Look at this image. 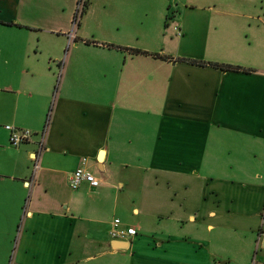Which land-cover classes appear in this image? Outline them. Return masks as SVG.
<instances>
[{
    "label": "crops",
    "instance_id": "1",
    "mask_svg": "<svg viewBox=\"0 0 264 264\" xmlns=\"http://www.w3.org/2000/svg\"><path fill=\"white\" fill-rule=\"evenodd\" d=\"M117 2L104 23L78 0H0V251L15 247L14 264H249L256 239L217 248L201 231L234 217L248 241L264 217V63L224 55L222 38L210 52L223 27L209 19L169 32L171 0ZM7 126L32 140L11 146ZM80 166L106 179L72 190ZM110 214L138 235L113 240Z\"/></svg>",
    "mask_w": 264,
    "mask_h": 264
},
{
    "label": "rangeland",
    "instance_id": "2",
    "mask_svg": "<svg viewBox=\"0 0 264 264\" xmlns=\"http://www.w3.org/2000/svg\"><path fill=\"white\" fill-rule=\"evenodd\" d=\"M168 2L169 1H167V3ZM177 2L178 4L175 3V0H171L172 7H169L166 16L164 15V21L167 22V24L165 25L166 28L169 27V32H177L180 29L178 26V22L183 23V20H188L190 22V20L195 19L196 22H199L209 19L212 20L211 23L218 22L223 27L222 30L215 31L214 29H211L207 33L206 37L209 40L208 43L210 52L214 50V38H222L226 41V50L224 49V51H221L224 52V55L227 56L228 54L231 59H234L240 56L239 52H244V50L249 49L255 52L254 56L261 60L262 63H264V0H186L185 4H183L184 0H178ZM117 3V0H86V4L84 6L85 8H88L90 6L91 8H93L92 11H97L98 13L103 14L100 17L99 21L107 23V17L105 16L109 15L112 5H115ZM119 4H122V0H119ZM85 8L79 7L78 0V9L82 11ZM84 12H87V10ZM246 13H249L251 17L244 18V14ZM79 16L80 18L78 20V23L80 22L82 17L81 15ZM153 28L157 29L158 26H155ZM241 43L244 44L242 45L243 48L240 47ZM262 67L264 68V65ZM257 174H259L258 177L262 176L261 180L263 179L262 183L264 184V171L261 170L254 175ZM95 175H97V178L99 179H106V176L100 175L98 173H95ZM108 181L112 184L111 187L112 190H114L117 182H115L114 179ZM260 182L261 181H258L257 183ZM123 191L127 192V189H124ZM262 194L264 195V193ZM220 207L223 208V206ZM250 207L252 208L249 209V211L252 212V210H254L257 205L256 203H254L250 205L249 208ZM262 207H264V202ZM246 216L248 226H252V216ZM130 217L133 219L135 218V216L132 214H130ZM113 219L114 218L112 214L108 215L105 218L107 222L111 221V223L113 222ZM237 221V218L232 217L227 226H215L212 230L203 228L201 232L204 234V240H210L212 247L215 243L225 242V245L217 247L222 248L229 247V244L234 245L237 243L240 245L249 246L250 244H252L251 240L256 239L258 241V244H255V248L251 252L249 264H264V234L260 235V231H263L264 233V217H259L258 226L255 230L248 231V241H244L243 238L240 237L244 229L239 225V222ZM134 225V227L137 228V225ZM191 226L192 225H188L187 230L191 228ZM107 229H111L110 226ZM222 250L217 251V254L224 255L222 254ZM15 255V247H13L10 252L0 251V264H14ZM227 255L228 254L225 252V257H227ZM116 259L117 262H119L117 264H129L130 262L126 257L123 256H120ZM110 260L112 261L115 259H106V261ZM101 261L102 259H99L98 262L100 263Z\"/></svg>",
    "mask_w": 264,
    "mask_h": 264
},
{
    "label": "built area",
    "instance_id": "3",
    "mask_svg": "<svg viewBox=\"0 0 264 264\" xmlns=\"http://www.w3.org/2000/svg\"><path fill=\"white\" fill-rule=\"evenodd\" d=\"M86 4V0H79V7L83 8ZM7 129L10 131L9 142L11 146L19 147L22 144L29 143L33 134L28 131H21L14 129L10 126H7ZM44 151V141L40 145L39 153L41 154ZM86 160H83V164ZM69 187L72 190H77L81 187L83 183H87L92 187H99V179L87 170L84 166L77 168L68 178ZM109 235L113 240H125L127 238H135L138 235L137 229L135 227H123L122 221L116 218L111 225ZM255 264V263H254Z\"/></svg>",
    "mask_w": 264,
    "mask_h": 264
},
{
    "label": "water",
    "instance_id": "4",
    "mask_svg": "<svg viewBox=\"0 0 264 264\" xmlns=\"http://www.w3.org/2000/svg\"><path fill=\"white\" fill-rule=\"evenodd\" d=\"M100 162H102V159H100ZM128 243L127 242H123V241H115L114 244H112L113 248L117 247L118 249H126L128 247Z\"/></svg>",
    "mask_w": 264,
    "mask_h": 264
},
{
    "label": "trees",
    "instance_id": "5",
    "mask_svg": "<svg viewBox=\"0 0 264 264\" xmlns=\"http://www.w3.org/2000/svg\"><path fill=\"white\" fill-rule=\"evenodd\" d=\"M137 51H135V53H136ZM196 64H199V65H201V66H203V65H205V63H202V62H199V63H196ZM211 66H213V67H221V68H223V69H236V68H232L231 66H219V65H217V64H210Z\"/></svg>",
    "mask_w": 264,
    "mask_h": 264
}]
</instances>
